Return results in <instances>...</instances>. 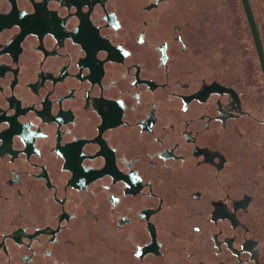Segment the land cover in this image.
<instances>
[{
  "label": "water",
  "instance_id": "1",
  "mask_svg": "<svg viewBox=\"0 0 264 264\" xmlns=\"http://www.w3.org/2000/svg\"><path fill=\"white\" fill-rule=\"evenodd\" d=\"M0 264H264V111L151 0H0Z\"/></svg>",
  "mask_w": 264,
  "mask_h": 264
},
{
  "label": "rangeland",
  "instance_id": "2",
  "mask_svg": "<svg viewBox=\"0 0 264 264\" xmlns=\"http://www.w3.org/2000/svg\"><path fill=\"white\" fill-rule=\"evenodd\" d=\"M183 1L191 4L192 10L196 4L202 3L203 11H198L206 18V24L196 36L184 38L186 42L190 40L193 47L189 66L202 74L217 75L240 97L264 111V83L239 0ZM248 2L262 38L264 53V0ZM183 7L184 2L178 12L188 14ZM155 11L158 17L162 13Z\"/></svg>",
  "mask_w": 264,
  "mask_h": 264
},
{
  "label": "flooded vegetation",
  "instance_id": "3",
  "mask_svg": "<svg viewBox=\"0 0 264 264\" xmlns=\"http://www.w3.org/2000/svg\"><path fill=\"white\" fill-rule=\"evenodd\" d=\"M182 2H184L183 9L189 11L188 14H181L178 12V8H181ZM151 3L155 10H160L162 12L158 18L177 59L189 66L193 47L190 40L186 42L184 38L192 39L193 36L197 35L199 29L206 24V18L200 13L203 11H201V9H203V6H201L202 3L198 5L196 4L194 10H192L191 4H188L183 0H151ZM199 9L200 12L198 11ZM203 75L239 96V94L234 91L233 87L226 86L217 75L212 74L209 76L206 72H204Z\"/></svg>",
  "mask_w": 264,
  "mask_h": 264
},
{
  "label": "trees",
  "instance_id": "4",
  "mask_svg": "<svg viewBox=\"0 0 264 264\" xmlns=\"http://www.w3.org/2000/svg\"><path fill=\"white\" fill-rule=\"evenodd\" d=\"M255 20V19H254ZM256 23V21H255ZM256 26H257V23H256ZM260 40H261V44H262V49H263V42H262V38L260 37Z\"/></svg>",
  "mask_w": 264,
  "mask_h": 264
}]
</instances>
